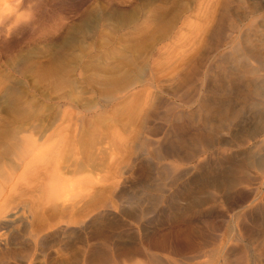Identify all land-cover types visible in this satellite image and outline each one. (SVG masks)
Instances as JSON below:
<instances>
[{"label":"bare ground","instance_id":"bare-ground-1","mask_svg":"<svg viewBox=\"0 0 264 264\" xmlns=\"http://www.w3.org/2000/svg\"><path fill=\"white\" fill-rule=\"evenodd\" d=\"M22 1L0 0V25ZM178 1L86 10L51 108L0 124V229L21 246L2 263L264 264V34L203 71L230 0ZM246 1L264 23V0Z\"/></svg>","mask_w":264,"mask_h":264},{"label":"rangeland","instance_id":"rangeland-1","mask_svg":"<svg viewBox=\"0 0 264 264\" xmlns=\"http://www.w3.org/2000/svg\"><path fill=\"white\" fill-rule=\"evenodd\" d=\"M107 1H114V4L120 3L121 5L124 0H23L20 7L18 9L15 8L18 10L16 13L13 12V9L12 12L8 10L11 12L12 19L8 21L7 25L6 23H1L2 26L0 25V124L5 125L6 122V125L9 124L8 126H10L13 122L14 125L18 126L19 124L20 126L28 121V125H31L40 119V113L37 111L40 106L44 105L46 108H51L52 100L50 96H52L51 91L54 88V71L57 63L53 61H57L56 51L60 46L59 44H62L61 41L63 39L67 40L68 29L71 28L72 24L78 22L82 17L81 15L92 8L94 10L99 7L96 9L99 11L104 2L106 3ZM165 1L169 5L172 3V5H178V2H180L178 0ZM181 1L185 2V0ZM227 2L228 8L231 9L229 17L225 20H228V22L232 21L234 23L233 27L230 28L231 25L227 24L228 35H226L225 40L218 48L211 49L210 53H202L203 56H208L204 63L203 71L209 68L221 52H226L227 46L236 40L239 35L248 33L257 42L261 34H264V23L260 21L254 23L251 15L247 12L248 2L246 0H230ZM210 43H207L205 48L207 46L209 48L211 46ZM67 46L62 49L64 55H67ZM64 55L62 64L67 61ZM14 63L19 65L17 66L18 68H14ZM198 89H200V86H198ZM9 94L10 96H8ZM171 99L177 101L181 106L184 105V108L187 106V108H190V103L184 99L175 97ZM180 108L182 109L183 107ZM8 121L9 123H7ZM6 160L9 161V159ZM9 163L11 164V162ZM9 163L7 162V164ZM124 205L127 204L124 203ZM11 238L8 229H0V260L7 253L11 254L13 250H19L18 248L21 247L19 242H14L15 240ZM7 249L9 250L7 251ZM65 253L66 251L61 250L56 255ZM8 258L10 259V264H14L17 260V258L16 260L12 257ZM55 258L59 259L58 256H55ZM33 260L35 261V259ZM38 260L32 261V264H38ZM27 261L28 259L22 261V263L26 264ZM0 264L6 263L0 261Z\"/></svg>","mask_w":264,"mask_h":264}]
</instances>
